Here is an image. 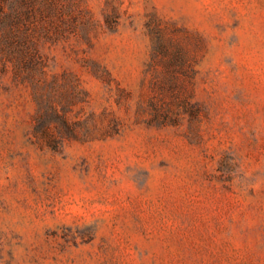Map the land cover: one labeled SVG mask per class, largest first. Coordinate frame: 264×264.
Masks as SVG:
<instances>
[{"label":"rangeland","instance_id":"rangeland-1","mask_svg":"<svg viewBox=\"0 0 264 264\" xmlns=\"http://www.w3.org/2000/svg\"><path fill=\"white\" fill-rule=\"evenodd\" d=\"M0 264H264V0H0Z\"/></svg>","mask_w":264,"mask_h":264},{"label":"trees","instance_id":"trees-1","mask_svg":"<svg viewBox=\"0 0 264 264\" xmlns=\"http://www.w3.org/2000/svg\"><path fill=\"white\" fill-rule=\"evenodd\" d=\"M157 49H158V47H157Z\"/></svg>","mask_w":264,"mask_h":264}]
</instances>
